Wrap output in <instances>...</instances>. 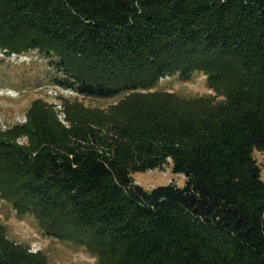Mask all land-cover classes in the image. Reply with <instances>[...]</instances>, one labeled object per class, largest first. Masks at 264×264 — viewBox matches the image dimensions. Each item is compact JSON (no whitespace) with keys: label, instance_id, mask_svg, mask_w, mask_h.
<instances>
[{"label":"trees","instance_id":"trees-1","mask_svg":"<svg viewBox=\"0 0 264 264\" xmlns=\"http://www.w3.org/2000/svg\"><path fill=\"white\" fill-rule=\"evenodd\" d=\"M0 47L37 50L55 85L0 125V197L99 264H264V0H0ZM206 76L184 97L161 79ZM21 140H23L21 142ZM186 177L145 189L135 172ZM0 264H50L7 235Z\"/></svg>","mask_w":264,"mask_h":264},{"label":"rangeland","instance_id":"rangeland-1","mask_svg":"<svg viewBox=\"0 0 264 264\" xmlns=\"http://www.w3.org/2000/svg\"><path fill=\"white\" fill-rule=\"evenodd\" d=\"M48 60L37 50L21 53L6 51L0 47V125L2 128L27 121V111L33 102L40 100L44 107H52L59 120L66 123L64 102L78 100L85 105L107 107L117 99L98 100L83 98L74 92L55 85ZM161 90L177 93L184 97H200L214 94L206 76L197 73L190 79L174 75L161 79ZM23 140H21L22 142ZM255 157L262 167L264 178V152L255 151ZM135 182L145 189H151L170 182L184 186L186 177L173 173L171 167L164 170L152 169L135 172ZM0 223L5 226L7 235L18 243L30 247L32 251L42 250L50 264H99L98 258L83 246L73 241L60 240L46 234L31 215L20 217L16 211L0 197Z\"/></svg>","mask_w":264,"mask_h":264},{"label":"built area","instance_id":"built-area-1","mask_svg":"<svg viewBox=\"0 0 264 264\" xmlns=\"http://www.w3.org/2000/svg\"><path fill=\"white\" fill-rule=\"evenodd\" d=\"M3 128H6V126H4Z\"/></svg>","mask_w":264,"mask_h":264}]
</instances>
